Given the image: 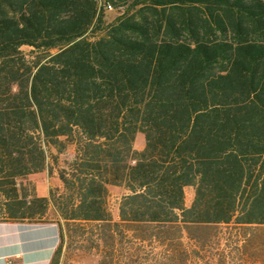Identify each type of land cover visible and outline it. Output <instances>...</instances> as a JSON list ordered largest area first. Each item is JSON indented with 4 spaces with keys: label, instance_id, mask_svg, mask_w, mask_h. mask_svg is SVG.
<instances>
[{
    "label": "trees",
    "instance_id": "trees-1",
    "mask_svg": "<svg viewBox=\"0 0 264 264\" xmlns=\"http://www.w3.org/2000/svg\"><path fill=\"white\" fill-rule=\"evenodd\" d=\"M105 2L126 8L104 25L97 0H0V221L54 222L59 247L93 223L100 264L117 231L157 264H264V0ZM53 165L61 190L20 181Z\"/></svg>",
    "mask_w": 264,
    "mask_h": 264
},
{
    "label": "rangeland",
    "instance_id": "rangeland-1",
    "mask_svg": "<svg viewBox=\"0 0 264 264\" xmlns=\"http://www.w3.org/2000/svg\"><path fill=\"white\" fill-rule=\"evenodd\" d=\"M105 0H97V6L102 12V18L104 25L111 22L115 17L123 13L126 8V4L112 5L111 9H103L102 4ZM97 32V31H96ZM94 28L87 31L86 36L92 37L95 35ZM31 47L27 45L21 46V51L25 56L30 55ZM144 145L143 135L138 132L135 136L133 146L135 149L139 150ZM50 153L54 154L55 150L50 149ZM74 155L73 145H68L66 150L58 155V163L62 164L64 160H69ZM48 162L52 164V160L49 157ZM53 165L52 170L48 175L52 176V172H55L57 175V169ZM42 170V171H44ZM42 171L31 173L21 178L20 181L28 185V188L34 189L35 183L38 181L45 182ZM41 172V173H40ZM49 188H56L58 190L62 189L58 186L50 185ZM119 188L111 187L110 194L108 197V203L111 210V214L114 220L118 219V194ZM185 192V205L189 206L193 198V187L186 186L184 189ZM36 193V192H35ZM74 228V227H73ZM222 228V227H221ZM224 228V227H223ZM222 228V229H223ZM94 226L93 223H85L83 226L78 227V231H71L65 236L62 245L57 250L53 264H100L101 254L98 251L96 243L93 241ZM134 233H128L127 231H117L115 234L114 245L112 246V256L111 258L105 260L103 264H157L154 263V257L158 258L159 261V252L164 251L165 247L157 244V242H140L133 236ZM205 233H195V235H202ZM183 245L188 250L192 251L193 249H198V251L203 254H209L214 256L213 262L216 261V254L222 250L224 247V240H221L219 244L210 243L207 241L202 246L194 245L193 241L188 239L186 235L183 237ZM204 259H199L196 263L192 264H205ZM161 262V261H160ZM238 259L229 258L227 264H238ZM102 264V263H101ZM218 264V263H217ZM251 264H259L258 262Z\"/></svg>",
    "mask_w": 264,
    "mask_h": 264
},
{
    "label": "crops",
    "instance_id": "crops-1",
    "mask_svg": "<svg viewBox=\"0 0 264 264\" xmlns=\"http://www.w3.org/2000/svg\"><path fill=\"white\" fill-rule=\"evenodd\" d=\"M41 173V172H40ZM43 182L35 183L38 196H47L50 185L62 186L55 172L42 171ZM59 248V231L54 222L0 221V264H51Z\"/></svg>",
    "mask_w": 264,
    "mask_h": 264
},
{
    "label": "built area",
    "instance_id": "built-area-1",
    "mask_svg": "<svg viewBox=\"0 0 264 264\" xmlns=\"http://www.w3.org/2000/svg\"><path fill=\"white\" fill-rule=\"evenodd\" d=\"M102 7L103 9H111L112 5L108 2H103Z\"/></svg>",
    "mask_w": 264,
    "mask_h": 264
}]
</instances>
